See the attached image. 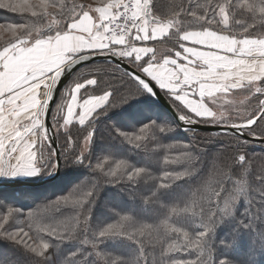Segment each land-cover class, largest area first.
I'll list each match as a JSON object with an SVG mask.
<instances>
[{"label":"trees","instance_id":"obj_1","mask_svg":"<svg viewBox=\"0 0 264 264\" xmlns=\"http://www.w3.org/2000/svg\"><path fill=\"white\" fill-rule=\"evenodd\" d=\"M117 1L0 0V52L66 31L89 9ZM149 18L174 20L178 29L170 38L206 30L264 36V0H150ZM123 56L142 73L150 61L139 65ZM90 80L80 99L109 98L88 123L56 131V105L52 111L60 175L39 186L0 188V264H264V142L183 130L113 62L84 65L67 84ZM162 91L180 114L205 124L259 115L205 120ZM229 98L209 104L223 110ZM244 131L264 137V113ZM110 226L113 231L101 235Z\"/></svg>","mask_w":264,"mask_h":264},{"label":"crops","instance_id":"obj_2","mask_svg":"<svg viewBox=\"0 0 264 264\" xmlns=\"http://www.w3.org/2000/svg\"><path fill=\"white\" fill-rule=\"evenodd\" d=\"M112 8H91L70 22L66 31L22 40L0 52L2 123L10 119L13 124L14 120L19 122L34 117L52 84L47 79L72 57L85 52L112 51L102 27ZM177 29L174 20L147 16L134 33L132 53L126 56L137 63L150 58L142 66L144 74L197 116L211 117V100L231 88L264 77V39H239L211 30L189 31L170 38ZM167 39L168 44L162 43ZM92 82L77 84L78 88L71 92L69 105H78L83 112L91 114L103 106L108 94L80 99L81 89ZM31 173L11 177L26 179Z\"/></svg>","mask_w":264,"mask_h":264},{"label":"rangeland","instance_id":"obj_3","mask_svg":"<svg viewBox=\"0 0 264 264\" xmlns=\"http://www.w3.org/2000/svg\"><path fill=\"white\" fill-rule=\"evenodd\" d=\"M122 1L125 0H118L112 7H115ZM223 17L224 24L226 25L228 19L226 18V15H224ZM1 31L2 30H0V33ZM9 33L11 34L12 32ZM1 36L2 35L0 34V38ZM237 38L261 40L264 39V36H239ZM115 51L122 53L120 54L122 56H126V54H123L121 50ZM74 57H72L71 59H73ZM138 64L141 65V63ZM68 77H66L65 79H67ZM52 79L53 78L50 77L47 80H51L52 83ZM50 87L51 86H49L47 94L39 104V112L34 117H31L29 119L24 118L19 122H16L17 120H14L15 122H13V124L10 119L8 121L6 120V123H2V121H0V176L3 177V174L7 173L3 179H14L11 176L17 175L19 173L26 174L32 172V175H29L26 178L27 180H32L42 177V174L45 176H43L44 178H47L55 173L57 167L56 153L50 142L49 135L42 120L45 108L48 104ZM43 88H45V86ZM74 88H78L77 84H71L70 86H68V84L66 83L65 86L62 87L61 92L58 96L53 115L55 128L57 127L56 131L63 130L64 132H67L73 123H88L94 116V113L100 108H97L91 114L86 112V110H84L83 112L78 105H76L75 107L69 105L71 101V92ZM79 94L81 95V91ZM222 95L229 96L230 98L228 104L226 106H223V110L213 111V114H216L218 121H222V123H228L231 121L245 120L247 117L253 116V114H260L264 104V77L254 83L246 84L242 87L240 86L231 88L230 91H228L227 93H223ZM175 100L178 101L177 99ZM179 103L184 106L181 102ZM71 106L72 109H70ZM184 107L189 110L186 106ZM183 116L186 117L185 115ZM0 119H4V116L0 115ZM201 119L206 120L209 118ZM253 119L254 118H251L238 124H248ZM234 124L236 125L237 123ZM85 148H88V146L86 145ZM44 161L47 162L45 164V166H47L46 170H44L45 172L43 171ZM34 166L35 168H33Z\"/></svg>","mask_w":264,"mask_h":264},{"label":"water","instance_id":"obj_4","mask_svg":"<svg viewBox=\"0 0 264 264\" xmlns=\"http://www.w3.org/2000/svg\"><path fill=\"white\" fill-rule=\"evenodd\" d=\"M149 17V15H148ZM101 61H108L113 62L114 64L118 65L122 68L125 72L132 75L137 81H139L143 87L152 94L156 100L162 104L167 111L174 117V119L178 122L180 127L183 130H197V131H210V132H217V133H234L240 135L244 138L261 141L264 142V137H255L247 135L244 129L248 126L254 125L262 114L264 113V106L261 113L255 117L251 122L248 124H233V125H216V124H205L201 122H197L195 120L189 119L184 117L180 114L177 109L173 106L169 98L165 95V93L157 86V84L144 73L133 67L127 58L120 54L116 53H106V52H85L76 55L73 59L68 61L64 64L61 68H59L51 77L53 79L60 80L58 85L53 87L52 95L49 99L48 105L43 115V121L45 125V129L49 135L50 142L55 150L56 153V162L57 167L55 173L47 178L38 181H28L27 179H3L0 178V188H10V187H27V186H39L44 183L50 182L55 180L61 171L62 159L60 154V147L56 136V131L52 121V111L58 99V96L61 92V89L73 73L76 72L79 68L84 65L94 63V62H101ZM72 70L70 76L63 80L64 77ZM62 81V82H61Z\"/></svg>","mask_w":264,"mask_h":264},{"label":"built area","instance_id":"obj_5","mask_svg":"<svg viewBox=\"0 0 264 264\" xmlns=\"http://www.w3.org/2000/svg\"><path fill=\"white\" fill-rule=\"evenodd\" d=\"M150 0H125L112 8L102 22L103 34L112 51L130 55L134 49L133 36L149 15Z\"/></svg>","mask_w":264,"mask_h":264},{"label":"snow or ice","instance_id":"obj_6","mask_svg":"<svg viewBox=\"0 0 264 264\" xmlns=\"http://www.w3.org/2000/svg\"><path fill=\"white\" fill-rule=\"evenodd\" d=\"M143 131H144V130H142V132H143ZM136 139H137V140H139V139H143V135H141V136H137ZM100 167H102V165H101ZM117 167L120 168V167H123V165H118ZM115 174H116L115 172L112 173V175H115ZM137 174H139V171L137 172ZM129 178H131V176H130ZM5 223H7V220H5ZM114 227H115V226H110L108 229H105V231L102 232L101 235H106V234L110 233L111 231H113ZM13 238L16 239L15 236H14ZM42 247H43V249L46 250V249L49 247V245H48L47 243H44V244L42 245ZM34 250H35V249H34ZM41 254H42V252H41Z\"/></svg>","mask_w":264,"mask_h":264},{"label":"bare ground","instance_id":"obj_7","mask_svg":"<svg viewBox=\"0 0 264 264\" xmlns=\"http://www.w3.org/2000/svg\"><path fill=\"white\" fill-rule=\"evenodd\" d=\"M72 73V70L64 77V79L63 80H65V78L66 77H68L70 74ZM62 82V81H61ZM60 83V80H58V79H52V84H51V87H50V95H49V99H50V97H51V95H52V91H53V87L55 86V85H58ZM49 99H48V102H49ZM48 105V104H47ZM47 107V106H46ZM45 110H46V108H45ZM45 112V111H44ZM44 115V114H43ZM44 122V121H43Z\"/></svg>","mask_w":264,"mask_h":264},{"label":"clouds","instance_id":"obj_8","mask_svg":"<svg viewBox=\"0 0 264 264\" xmlns=\"http://www.w3.org/2000/svg\"><path fill=\"white\" fill-rule=\"evenodd\" d=\"M101 165H97V167H100Z\"/></svg>","mask_w":264,"mask_h":264}]
</instances>
